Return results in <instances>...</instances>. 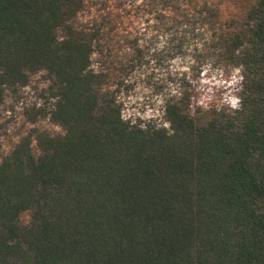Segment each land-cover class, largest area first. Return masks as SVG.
<instances>
[{
    "label": "trees",
    "instance_id": "1",
    "mask_svg": "<svg viewBox=\"0 0 264 264\" xmlns=\"http://www.w3.org/2000/svg\"><path fill=\"white\" fill-rule=\"evenodd\" d=\"M128 1L153 25L121 39L112 17L78 21L86 0H0V104L44 71L53 101L30 118L61 129L0 160V264H264V0L237 27L207 2ZM137 76L163 123L122 118Z\"/></svg>",
    "mask_w": 264,
    "mask_h": 264
},
{
    "label": "rangeland",
    "instance_id": "2",
    "mask_svg": "<svg viewBox=\"0 0 264 264\" xmlns=\"http://www.w3.org/2000/svg\"><path fill=\"white\" fill-rule=\"evenodd\" d=\"M136 3H139V0ZM197 2H207L212 8H214L219 16V19L223 22L230 23L234 26H238L243 22L245 12L248 5L252 0H196ZM121 0H86L85 9L79 13L78 21L81 23L91 22L94 18L100 16H109L117 21V33L124 35L128 31L135 32L137 28L141 29L147 27V25H153V18L147 24L144 18H137L128 14V9L131 7V3L126 0L123 5H119ZM109 26V25H107ZM156 32L151 29V32L144 37L142 43L148 42L152 48H160L167 39L165 37H157L159 40L154 39ZM151 51L149 53L151 59ZM94 67L97 55H93ZM190 61V53L186 56L177 57L170 61V65L175 68L188 71V63ZM149 68H159V63L151 59L149 62ZM224 69V76H232L236 69ZM219 71L209 69L206 73L207 76L217 77ZM134 82V87L129 91L122 93L120 100L123 104L122 113L131 112L133 109L140 113V116L131 117L132 119H139L142 123L154 122L157 124L163 123L162 104L157 103L160 101V97L154 92L152 87H147L143 77L137 76ZM46 72L39 71L33 74L27 85L19 87L14 92H9L4 101L0 104V160L7 154L12 147L19 141V139L32 132V129H45L51 133H58L61 131L60 127L50 122L48 116L38 115L37 119L31 121L32 116L39 112L40 109L48 111L51 107L53 99H51L46 91L47 86ZM135 101L130 102L129 98ZM219 97L203 96L202 102L208 105H214L220 103ZM151 111L152 116L142 119L145 112ZM159 113V115H155ZM165 124V123H164ZM33 148H36V143L33 140ZM30 210L24 211L20 215V219L23 224L28 223L30 219Z\"/></svg>",
    "mask_w": 264,
    "mask_h": 264
},
{
    "label": "clouds",
    "instance_id": "3",
    "mask_svg": "<svg viewBox=\"0 0 264 264\" xmlns=\"http://www.w3.org/2000/svg\"><path fill=\"white\" fill-rule=\"evenodd\" d=\"M238 71V70H237ZM234 80H235V78H234ZM129 100H130V102H132V103H135V101L134 100H132V98L130 97L129 98ZM157 103H162V101H157ZM230 103H231V106L233 107V108H236L237 106H238V101L235 99V98H232L231 100H230ZM135 115V116H140V113L138 112V111H136L135 109H133L131 112H125L124 114H123V119H127L129 116H132V115ZM153 115V113L151 112V111H148V112H145L144 113V116L143 117H141L142 119H144V118H148L149 116H152ZM155 115H159V113H155ZM132 123H135V120H133L132 121ZM165 127H167V124H165Z\"/></svg>",
    "mask_w": 264,
    "mask_h": 264
}]
</instances>
